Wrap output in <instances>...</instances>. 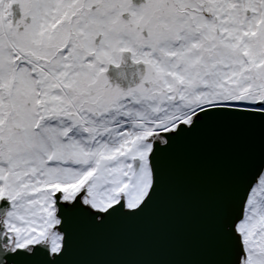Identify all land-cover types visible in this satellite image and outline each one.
I'll return each mask as SVG.
<instances>
[{
  "label": "snow or ice",
  "instance_id": "6c2138e0",
  "mask_svg": "<svg viewBox=\"0 0 264 264\" xmlns=\"http://www.w3.org/2000/svg\"><path fill=\"white\" fill-rule=\"evenodd\" d=\"M218 114L264 121V0H0V264H60L69 210L139 215L161 150ZM226 231L264 264V164Z\"/></svg>",
  "mask_w": 264,
  "mask_h": 264
},
{
  "label": "water",
  "instance_id": "95a60500",
  "mask_svg": "<svg viewBox=\"0 0 264 264\" xmlns=\"http://www.w3.org/2000/svg\"><path fill=\"white\" fill-rule=\"evenodd\" d=\"M18 17L15 9L13 21ZM134 66L132 73L142 72ZM110 69L107 75H127L123 68ZM261 164L264 121L218 114L161 150L157 194L139 215L115 214L97 225L69 210V243L60 264H231L226 229ZM30 264L43 259L31 258Z\"/></svg>",
  "mask_w": 264,
  "mask_h": 264
},
{
  "label": "rangeland",
  "instance_id": "374dc122",
  "mask_svg": "<svg viewBox=\"0 0 264 264\" xmlns=\"http://www.w3.org/2000/svg\"><path fill=\"white\" fill-rule=\"evenodd\" d=\"M18 7V6H17ZM18 9H19V7H18ZM19 12H20V10H19ZM20 15H22L21 14V12H20ZM20 18H21V16H20ZM19 20V19H18ZM27 22V21H26ZM122 66V68L127 72V74L128 75H137V74H143V71H144V68H143V71L141 72V73H132L131 72V69H129V65H128V61H126V59L124 60V64L123 65H121ZM110 67L111 66H109V70H110V72H111V69H110ZM112 67H114V66H112ZM115 68V67H114ZM116 69H118L117 67H116ZM108 70V71H109ZM113 71V70H112ZM106 75H107V73H106ZM110 76V79H109V81H110V83H112V81H118V82H121L122 80H124V78H122V79H120L121 77L119 76V78L118 77H116L115 76V74L113 75V76H111V75H109ZM113 86H117L116 85V83H113ZM135 85H133V86H130V87H134ZM130 87H127V89L128 88H130ZM120 88H122V87H120ZM126 89V90H127Z\"/></svg>",
  "mask_w": 264,
  "mask_h": 264
},
{
  "label": "bare ground",
  "instance_id": "6f19581e",
  "mask_svg": "<svg viewBox=\"0 0 264 264\" xmlns=\"http://www.w3.org/2000/svg\"><path fill=\"white\" fill-rule=\"evenodd\" d=\"M117 73H119V72H117ZM108 75H110V72ZM137 83H139V78H137L135 76H132L129 78V75L127 74L123 80V83L120 84V87H121V85H124L123 87L127 88L130 86L136 85ZM212 170H213L212 168H205V171L207 174H211Z\"/></svg>",
  "mask_w": 264,
  "mask_h": 264
},
{
  "label": "clouds",
  "instance_id": "9594fccd",
  "mask_svg": "<svg viewBox=\"0 0 264 264\" xmlns=\"http://www.w3.org/2000/svg\"><path fill=\"white\" fill-rule=\"evenodd\" d=\"M124 64V62L121 64V65H123ZM119 68H121V66L120 67H118V69ZM121 78H123V71L121 70Z\"/></svg>",
  "mask_w": 264,
  "mask_h": 264
},
{
  "label": "flooded vegetation",
  "instance_id": "af4514ba",
  "mask_svg": "<svg viewBox=\"0 0 264 264\" xmlns=\"http://www.w3.org/2000/svg\"><path fill=\"white\" fill-rule=\"evenodd\" d=\"M122 87L124 86V85H121ZM120 87V86H119Z\"/></svg>",
  "mask_w": 264,
  "mask_h": 264
}]
</instances>
